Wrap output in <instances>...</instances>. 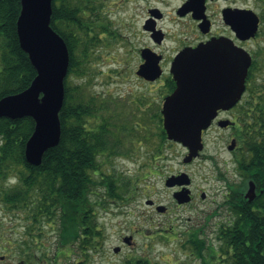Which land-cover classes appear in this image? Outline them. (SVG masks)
<instances>
[{
    "label": "trees",
    "instance_id": "1",
    "mask_svg": "<svg viewBox=\"0 0 264 264\" xmlns=\"http://www.w3.org/2000/svg\"><path fill=\"white\" fill-rule=\"evenodd\" d=\"M106 1L52 0L50 25L67 45L69 65L59 111L60 140L44 152L39 165L29 164L24 155L35 125L33 118H0V206L12 215L23 214L27 229H41L42 222H58L59 244L69 247L80 242L85 260L89 258L85 248L94 249L101 234L93 190L103 184L113 195V180L102 173L101 167L105 159L122 152V142L113 139L109 123L98 114L105 102L92 93L85 95L87 82L71 86L69 76L86 77L94 47L102 42V35H111L109 21L101 19ZM19 10L20 0H0V98L23 90L36 75L28 54L19 45ZM253 83L250 93H255V98L245 103L255 102L256 114L251 125L242 126L238 166L241 181L228 184L225 203L230 218L219 227L220 245L216 248L206 244L197 230L185 233L184 246H189L200 264H264V83ZM161 119L158 110L150 116L162 146L167 137ZM9 177H17L19 182L8 185ZM247 180L256 186V197L251 202L243 196ZM128 184L129 180L124 179L120 188L128 190ZM29 232L32 239L37 238ZM125 263L152 264L142 256Z\"/></svg>",
    "mask_w": 264,
    "mask_h": 264
},
{
    "label": "rangeland",
    "instance_id": "2",
    "mask_svg": "<svg viewBox=\"0 0 264 264\" xmlns=\"http://www.w3.org/2000/svg\"><path fill=\"white\" fill-rule=\"evenodd\" d=\"M133 5L132 1H124V5L120 0L105 2L101 19L109 21L111 35H102V42L94 47L86 77L69 76L71 86L87 82L85 95L92 93L105 102L98 114L109 123L113 139L122 142V152L105 159L101 167L102 173L113 180V195L103 187L95 188L92 195L103 235L98 242L102 241L98 244L102 250L86 247L89 258L85 260L80 242L69 247L59 245L58 222H42L41 229H27L23 214L12 215L0 206V231L15 241L14 255H21L27 246L16 244V240L34 241L29 231L38 240L31 252L48 263L55 256L59 264H126V259L137 256L152 264H200L189 246H184L185 233L194 230L206 244L216 248L220 245L219 227L230 218L225 203L228 184L241 181L227 149L231 131L219 126L207 131L202 136L200 156L189 164L182 162L187 151L180 143L167 139L161 146L150 116L156 109L160 111L162 85L158 81L151 84L134 73L137 42ZM255 79L264 81V69ZM180 171L189 174L195 193L193 201L183 204L176 202L172 188L165 183L166 178ZM124 179L129 180L128 190L120 188ZM201 191L206 194L204 199ZM158 205L164 210L158 211ZM121 235L130 236L133 243H124L114 252L113 247L121 244ZM204 256L209 259L207 250Z\"/></svg>",
    "mask_w": 264,
    "mask_h": 264
},
{
    "label": "water",
    "instance_id": "3",
    "mask_svg": "<svg viewBox=\"0 0 264 264\" xmlns=\"http://www.w3.org/2000/svg\"><path fill=\"white\" fill-rule=\"evenodd\" d=\"M51 14L52 0H20L16 33L36 75L23 90L0 98V118L30 116L35 122L24 150L26 161L33 165L41 163L44 152L57 145L61 136L59 111L64 100L69 52L62 36L50 25ZM254 31L255 22L252 28L248 27L246 36ZM243 53L245 56L240 62L232 60L230 64L216 54V99L213 97L214 75L209 74L213 70L214 58L208 48H197L184 60L187 66L177 69L179 74L174 77L176 88L164 98L161 114L167 139L187 149L183 163H189L200 155L204 147L202 132L210 126L218 108L232 106L244 92L251 57L247 52ZM139 73L145 74L147 80H155L159 74L155 69L150 72L142 67ZM228 123V120H220L219 126L224 127ZM233 143L232 140L228 150L233 148ZM190 182L189 174L180 171L166 178L165 183L167 186H182L173 196L178 203H185L190 200ZM244 197L249 202L256 197L252 180L248 181ZM157 210L163 211L164 206L158 205ZM130 238L125 237L124 242ZM118 250V247L114 248V252Z\"/></svg>",
    "mask_w": 264,
    "mask_h": 264
},
{
    "label": "flooded vegetation",
    "instance_id": "4",
    "mask_svg": "<svg viewBox=\"0 0 264 264\" xmlns=\"http://www.w3.org/2000/svg\"><path fill=\"white\" fill-rule=\"evenodd\" d=\"M124 1H132L134 4L136 22L134 35L137 42L135 48L137 63L134 73L151 84L158 81L162 85L159 102L160 113L164 98L172 94L176 88L174 77L179 74L177 69L187 66L184 60L197 48H208L212 52L213 70L209 74L214 75L213 89L215 92L213 97L215 99L216 54L223 57L228 64L232 60L234 63L240 62L242 56H245L243 52L250 55L251 63L245 77V90L240 99L228 108H218L217 115L212 119L210 126L202 132L204 137L207 131L219 126L220 120L229 121L226 126L219 127L231 131L227 146L232 140L234 141L233 148L229 151L236 175L240 177L238 166L242 151L240 141L243 132L242 126L251 125L256 114L255 102L249 104L245 101L255 98V93H250L254 88L253 82L264 83V81L258 82L255 79L264 69V0H120L121 4L124 5ZM254 22V33L246 36L248 27L252 28ZM223 66H227V64ZM141 67L150 72L155 69L159 73L158 77L155 80L145 79V74L139 73ZM102 187L106 188V185L102 184ZM168 187L172 188V195L182 189V186L179 185ZM189 189L190 200L193 201L195 193L192 179ZM205 196V192L201 191L200 197L204 199ZM102 236L100 234V239ZM130 236L132 235L130 234ZM125 237L126 235H121V244L115 246L119 250L124 247V243L127 245L133 243V236L127 242H124ZM30 239L34 241H25L27 246L23 253L14 255L12 252L13 239L0 231V264H59L55 262V256L52 263L40 260V257L31 252L38 240L37 238ZM98 244H102V241L97 243L94 251L102 250V245L98 246ZM115 247H113V251ZM100 256L102 261L105 260L102 252Z\"/></svg>",
    "mask_w": 264,
    "mask_h": 264
},
{
    "label": "clouds",
    "instance_id": "5",
    "mask_svg": "<svg viewBox=\"0 0 264 264\" xmlns=\"http://www.w3.org/2000/svg\"><path fill=\"white\" fill-rule=\"evenodd\" d=\"M19 182L17 177H9L7 184L8 185H16Z\"/></svg>",
    "mask_w": 264,
    "mask_h": 264
}]
</instances>
